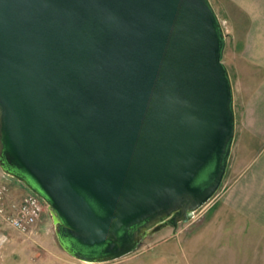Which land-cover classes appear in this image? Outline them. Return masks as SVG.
Listing matches in <instances>:
<instances>
[{"label":"water","instance_id":"obj_1","mask_svg":"<svg viewBox=\"0 0 264 264\" xmlns=\"http://www.w3.org/2000/svg\"><path fill=\"white\" fill-rule=\"evenodd\" d=\"M210 0H0V169L60 247L117 260L194 218L236 126Z\"/></svg>","mask_w":264,"mask_h":264},{"label":"rangeland","instance_id":"obj_2","mask_svg":"<svg viewBox=\"0 0 264 264\" xmlns=\"http://www.w3.org/2000/svg\"><path fill=\"white\" fill-rule=\"evenodd\" d=\"M210 1L225 33L223 61L228 68L234 91V86H239L237 78L241 35L245 26L243 1ZM261 1L264 4V0ZM238 163L239 159L233 151L223 181L213 198L195 213L193 219L179 224L175 233L169 227L163 228L147 236L134 252L110 262L85 263L69 256L58 243L48 209L43 212L39 229L34 234L18 233L0 218V237L3 234L8 237L5 242H0V264H264V244L243 245L240 232L228 238L226 233L220 232L218 228L205 229L216 223L215 219H211L208 209L216 199L233 187L236 177L241 174L242 169ZM1 175L0 188L5 186L8 194L9 191L18 189L28 192V189L16 179L4 173ZM261 236L264 237V233ZM251 238H256L255 233Z\"/></svg>","mask_w":264,"mask_h":264},{"label":"crops","instance_id":"obj_3","mask_svg":"<svg viewBox=\"0 0 264 264\" xmlns=\"http://www.w3.org/2000/svg\"><path fill=\"white\" fill-rule=\"evenodd\" d=\"M242 1L245 26L241 35L239 86H234L236 130L230 156L231 159L233 151L236 152L242 171L233 187L208 209L216 223L205 229L218 228L228 238L240 232L242 240H246L243 245H263L264 4L261 0ZM1 174L0 171V179ZM9 192L12 200H20L26 194L20 189ZM254 233L256 238L252 239Z\"/></svg>","mask_w":264,"mask_h":264},{"label":"built area","instance_id":"obj_4","mask_svg":"<svg viewBox=\"0 0 264 264\" xmlns=\"http://www.w3.org/2000/svg\"><path fill=\"white\" fill-rule=\"evenodd\" d=\"M7 188H0V218L2 221L21 234H34L37 232L38 222L46 210L45 203L34 193H27L21 200L8 199ZM7 235L0 237L5 242Z\"/></svg>","mask_w":264,"mask_h":264}]
</instances>
